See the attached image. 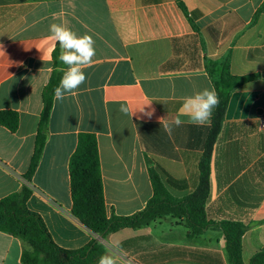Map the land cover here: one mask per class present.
Returning <instances> with one entry per match:
<instances>
[{"label":"crops","instance_id":"0c3cea01","mask_svg":"<svg viewBox=\"0 0 264 264\" xmlns=\"http://www.w3.org/2000/svg\"><path fill=\"white\" fill-rule=\"evenodd\" d=\"M180 1L197 31L176 0H0V112L18 115L15 132L0 126V199L30 189L27 208L62 249L96 238L116 264H231L222 221L247 227L243 264L264 249V0ZM52 23L91 35L96 55L76 94L53 99L38 165L26 180L57 44L49 39ZM227 56L233 76L255 77L230 95L212 146L205 204L212 225L190 237L184 218L167 214L93 235L71 214L69 160L78 135L97 140L108 216L145 209L150 168L173 197L191 194L210 124H192L183 98L214 86L205 65ZM177 117L184 123L169 134L163 124ZM27 248L0 232V264H22Z\"/></svg>","mask_w":264,"mask_h":264},{"label":"trees","instance_id":"16d2710c","mask_svg":"<svg viewBox=\"0 0 264 264\" xmlns=\"http://www.w3.org/2000/svg\"><path fill=\"white\" fill-rule=\"evenodd\" d=\"M181 11L188 17L193 30L197 28L193 21L194 14L188 13L180 0H176ZM59 46L52 52V71L43 87L42 110L40 113L35 145L29 168L24 176L29 180L34 173L46 140V130L53 105V90L59 84L65 67L58 60ZM206 71L213 79L220 105L212 117L204 153L199 162V185L191 194L175 198L168 193L158 173L149 169L152 198L142 211L130 216L107 215L97 140L93 134L78 135L75 151L69 160L70 194L72 200L71 214L93 235L105 237L126 228H141L155 221L162 215L171 214L183 217L188 235H199L211 226L205 214V204L209 196V164L211 150L219 134L227 109L229 97L246 81L255 76L237 77L229 71V57L219 63L207 62ZM0 126L10 132L18 127V115L12 111L0 112ZM180 184V183H179ZM31 190L26 186L11 195L0 199V232L21 240L27 245L22 252V264H97L98 258L105 254V248L96 238L77 250H65L52 240L41 217L27 208ZM223 231L226 250L231 264H243L241 256V236L247 227L235 221H222L217 224ZM249 264H264V249L257 252Z\"/></svg>","mask_w":264,"mask_h":264},{"label":"clouds","instance_id":"9594fccd","mask_svg":"<svg viewBox=\"0 0 264 264\" xmlns=\"http://www.w3.org/2000/svg\"><path fill=\"white\" fill-rule=\"evenodd\" d=\"M49 39L54 40L59 46L58 60L65 67L59 84L53 90V99L63 101L66 95H75L76 90L87 81L84 69L92 65L96 55L95 40L87 33L78 35L63 23L49 25ZM220 105V97L214 86L205 87L192 95L183 98V111L192 124L205 126L211 123L215 110ZM127 113L128 109L121 107ZM143 111V109L141 110ZM151 116V112H145ZM163 120V119H162ZM184 121L177 117L172 123H164L166 132L171 134L173 127H180ZM97 264H116L110 254L101 255Z\"/></svg>","mask_w":264,"mask_h":264},{"label":"built area","instance_id":"2783aa9c","mask_svg":"<svg viewBox=\"0 0 264 264\" xmlns=\"http://www.w3.org/2000/svg\"><path fill=\"white\" fill-rule=\"evenodd\" d=\"M261 127L264 128V123L261 124Z\"/></svg>","mask_w":264,"mask_h":264},{"label":"water","instance_id":"95a60500","mask_svg":"<svg viewBox=\"0 0 264 264\" xmlns=\"http://www.w3.org/2000/svg\"><path fill=\"white\" fill-rule=\"evenodd\" d=\"M262 77H264V74H262Z\"/></svg>","mask_w":264,"mask_h":264}]
</instances>
